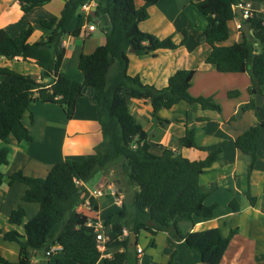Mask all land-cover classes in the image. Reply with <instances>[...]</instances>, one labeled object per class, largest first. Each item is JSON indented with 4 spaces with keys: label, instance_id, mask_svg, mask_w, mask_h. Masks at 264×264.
<instances>
[{
    "label": "trees",
    "instance_id": "obj_1",
    "mask_svg": "<svg viewBox=\"0 0 264 264\" xmlns=\"http://www.w3.org/2000/svg\"><path fill=\"white\" fill-rule=\"evenodd\" d=\"M23 12L41 6L50 0H18ZM59 16L43 20L40 26L47 33L38 40L29 38L33 27L28 26L17 36H11L0 27V57H20L34 61L40 68L41 79L15 72L0 66V187L4 174L1 166L8 163L9 141H32L29 128L23 123V114L29 104L39 100L56 103L63 109L66 118L73 116L76 99L85 86L97 87L96 117L102 139L94 147V154L67 157L51 165L44 177L13 171L9 184L25 185L22 201L38 203L37 213L25 221V209L18 205L8 215L9 229L0 228L4 240L15 242L19 248L17 262L0 257L2 264H96L101 252L97 248L95 232L87 225L89 215L78 207L87 197L83 185L95 173L112 172V182L124 193L118 209L101 218L108 240L105 246H119L102 264H137L135 245H129L123 229L139 233L144 230L152 236L169 232L188 248L200 253L204 264H219L237 228L222 236L217 226L202 230L184 231L181 222L192 224L193 217L211 218L215 205H207L205 199L210 189L199 184V175L216 160L220 148L209 151L200 160H189L175 149L165 147L157 152L148 141V133L136 119L128 99L148 101L153 116L160 109H169L179 101L196 104L202 109L220 111V105L211 96H193L188 92L194 69H178L169 76L167 84L156 87L145 83L139 75H130L128 50L142 57L154 55L158 49H175L186 41V30L179 42L173 35L163 38L142 31L139 23L148 17V7L157 0H94L93 17L82 9L93 0H63ZM242 0H199L194 2L197 10L205 16L204 42L210 51L205 63L219 72H247L251 83L247 88L251 96L242 109H255L254 96L264 86V15L258 11L241 20L253 31L251 38L242 32L241 41L223 44L229 37L228 22L237 17L235 8ZM264 6V0H249ZM140 4V5H139ZM76 17V24L69 32L67 26ZM98 21L104 40L90 53H81L78 69L82 81L68 77L60 70L65 54L63 40L71 34L81 33L82 25ZM45 80H42V79ZM229 97L237 96V90H229ZM30 119L32 114L30 112ZM264 120L240 133L234 145L250 157L249 170L257 159L258 139ZM179 148L197 147L194 130L186 126L178 140ZM249 202L255 198L245 192ZM92 210H98L99 201L90 198ZM233 210H238L234 201ZM93 220V218H91ZM21 227L22 232L17 228ZM153 244V241L151 242ZM59 246L60 251L49 258L33 261L29 256ZM53 254V253H52ZM46 255L52 257L53 255ZM52 255V256H51ZM175 252L165 264H174Z\"/></svg>",
    "mask_w": 264,
    "mask_h": 264
},
{
    "label": "crops",
    "instance_id": "obj_2",
    "mask_svg": "<svg viewBox=\"0 0 264 264\" xmlns=\"http://www.w3.org/2000/svg\"><path fill=\"white\" fill-rule=\"evenodd\" d=\"M196 1L199 0H157L148 7L147 19L139 23L142 31L159 38L173 35V40L179 42L183 37L181 31L186 30V41L175 49H158L152 56L139 57L130 50L127 71L130 75H139L145 83L163 87L169 76L178 69H194L189 93L193 96L213 97L219 103L220 111L202 109L196 104L179 101L169 109L157 111L156 118L148 101L128 99V104L136 119L145 123L141 124L148 133L149 143L157 152L168 147L181 152L189 160H200L210 150L221 149L211 166L199 175V184L210 189L205 203L215 205L213 216L193 217L192 224L181 222V228L190 231L217 226L223 237L228 235L230 229L237 228V233L229 241L219 264H264V127L258 139L257 159L251 170L250 157L234 145V140L240 133L259 120H264V86L261 87V105L255 109L243 110L242 107L251 98L247 91L251 83L250 77L247 72H219L213 65L205 63L210 51L203 35L206 19L195 7ZM63 5V0H50L23 12L18 0H0V27L11 36H17L23 29L32 26L33 32L29 39L38 40L47 33V29L42 28L40 22L59 16ZM92 6H95L94 0L82 9L88 14L92 11ZM253 8L264 15L263 5L254 4ZM76 19L74 17L68 24L69 32L73 30ZM91 23L95 25V29L88 30L90 23L85 22L79 35L69 34L62 43L65 54L60 70L78 81H82V74L78 69L79 55L92 52L104 40L102 35L95 33L98 21ZM238 23H242L238 15L228 22L229 41L226 43V40L223 44L241 41L242 31ZM13 63L21 65L18 73L28 74L37 81L41 79L40 68L34 61H26L20 57L11 60L0 57V66L11 69L14 68ZM2 78L0 76V80ZM229 90H237L239 94L229 97ZM97 92V87H83L70 118H66L63 109L56 103L36 100L29 104L28 110L23 114V123L29 128L33 139L29 142H16L11 139L8 144V163L1 166L4 180L0 187V216L3 215L6 222L10 211L19 202L25 209V216L28 209L31 217L39 209V204L32 206L29 202L22 201L24 184L8 183V176L13 171L21 170L26 175L45 176L51 165L57 161L94 154L95 145L102 139L96 117ZM186 126L194 130L197 147H178V140L184 134ZM3 145L1 141L0 147ZM104 174L102 172L98 184L94 186L116 188L105 176L107 174ZM116 190L122 201L124 193L118 188ZM246 191L255 198L253 204L249 202ZM103 197L108 196L97 198L98 210H88L81 206L78 210L88 214L90 219H101L110 214L108 211L104 213L109 206L115 205L117 209L120 206V202L113 197L106 202ZM233 201L238 205L237 211L231 207ZM127 230L129 237V227ZM134 245L136 251L141 249L137 255V264H165L172 252H175L174 264H204L197 250L175 240L169 232H158L152 236L141 230L136 233ZM117 250L121 248L106 246L100 251L101 255L96 264H102L103 258ZM59 251L57 248L52 255H57ZM34 255L32 253V260L40 261ZM0 257L10 262H17L19 258L18 245L4 240L1 234Z\"/></svg>",
    "mask_w": 264,
    "mask_h": 264
},
{
    "label": "built area",
    "instance_id": "obj_3",
    "mask_svg": "<svg viewBox=\"0 0 264 264\" xmlns=\"http://www.w3.org/2000/svg\"><path fill=\"white\" fill-rule=\"evenodd\" d=\"M87 6V5H86ZM236 7H239L241 10V17H239V20H244L248 17H250L253 14V11H257L253 8L251 1L249 0H242L240 1ZM241 23H238V27H240ZM95 29V25L93 23L88 24V30ZM76 183H80L83 185L84 189L87 192V197L85 198L84 202L80 205L81 207H84L85 209L92 210L90 198L97 199L100 196H111L115 199V201L120 202L117 195L116 188L112 186L105 187L104 185L99 186H88L87 183L76 181ZM87 225L91 226L93 228V231L95 232V239L97 248L101 251L103 250L105 246V242L108 240L107 236L104 233L103 223L102 220L98 217H95L87 221ZM128 230L127 228L123 229V236L127 235ZM57 248L60 249L59 246H51L49 249L45 250L46 255L52 254ZM141 249H138L137 252H140Z\"/></svg>",
    "mask_w": 264,
    "mask_h": 264
},
{
    "label": "rangeland",
    "instance_id": "obj_4",
    "mask_svg": "<svg viewBox=\"0 0 264 264\" xmlns=\"http://www.w3.org/2000/svg\"><path fill=\"white\" fill-rule=\"evenodd\" d=\"M95 33L98 34V35H102L103 36L102 30L100 29V27H97V30L95 31ZM228 41L229 40H227L226 43ZM13 67L14 68H11V69L13 71H15V72H18V71H20L19 69L21 68V65L13 63ZM31 72H33V70H31ZM188 92H189V88H188ZM182 102H184V101H182ZM186 104H188V103H186ZM141 123L143 125L145 124L144 122H141ZM0 144H1V141H0ZM3 169H4V167H3ZM111 173L112 172L109 170L108 175H105V174L104 175L107 176L108 177V180L112 182L113 180H112L111 176H109V175H111ZM101 176H102V172L101 171L95 173V175L87 182V185L90 186V187H92V186L98 184ZM39 177H44V176H39ZM107 198H109V199H107ZM103 199H104L103 201H105V202L108 201V200L111 201V196L103 197ZM28 204H31L32 206L33 205L34 206H37L38 205V203H28ZM17 205H21V202H19V204H17ZM17 205L15 207H17ZM104 205H106V204H104ZM27 206H29V205H27ZM116 209H117V207L115 205L109 206L104 213H106L107 211H108L107 213L115 212ZM30 217H31V212L28 209L27 210V216H25V221L28 220ZM10 227H11V225L8 222H6L5 221V218L3 217V215H1L0 216V228H2V229H9ZM17 229L22 232V228L21 227H19ZM34 254H35L34 255L35 258L38 259V260H45V259L49 258L51 260V263L53 262L54 256H52V257L49 256L48 257V256L44 255V251H41V250L40 251H36Z\"/></svg>",
    "mask_w": 264,
    "mask_h": 264
},
{
    "label": "water",
    "instance_id": "obj_5",
    "mask_svg": "<svg viewBox=\"0 0 264 264\" xmlns=\"http://www.w3.org/2000/svg\"><path fill=\"white\" fill-rule=\"evenodd\" d=\"M95 10V6H92V11L90 12V14L94 17L95 14H94V11ZM235 11H236V14L241 17V10L239 7H236L235 8ZM240 28H241V31L243 32L244 36L246 38H251L252 36V33L253 31L248 27L247 23L246 22H242L240 24ZM128 52H130V49L128 50ZM262 100H263V95L261 93H257L255 96H254V104L256 106V108H258L261 103H262ZM135 238H136V233L134 231H131L130 232V235H129V245L132 246L135 244ZM29 256L31 257L32 256V253L29 254Z\"/></svg>",
    "mask_w": 264,
    "mask_h": 264
}]
</instances>
